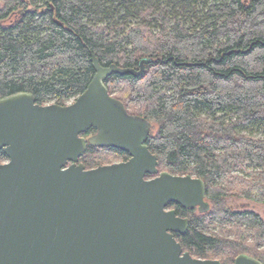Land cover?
Segmentation results:
<instances>
[{
	"label": "trees",
	"instance_id": "trees-1",
	"mask_svg": "<svg viewBox=\"0 0 264 264\" xmlns=\"http://www.w3.org/2000/svg\"><path fill=\"white\" fill-rule=\"evenodd\" d=\"M93 54L137 70L149 60L142 75L105 83L130 114L151 121L159 171L205 180L207 211L173 203L190 218L176 235L183 246L225 259L251 248L221 240L217 223L264 242L261 215L222 204L234 195L264 203V0H0V98L29 91L40 104L65 105L95 75ZM103 150L130 157L88 144L80 161L102 165ZM261 252L253 255L264 263Z\"/></svg>",
	"mask_w": 264,
	"mask_h": 264
},
{
	"label": "water",
	"instance_id": "water-1",
	"mask_svg": "<svg viewBox=\"0 0 264 264\" xmlns=\"http://www.w3.org/2000/svg\"><path fill=\"white\" fill-rule=\"evenodd\" d=\"M92 61L95 75L68 104H40L29 91L0 98L8 157L0 164V264H221L184 251L176 233L186 234L190 218L169 209L207 211L205 180L159 171L147 145L151 121L130 114L105 83L115 73L142 75L149 60L138 70L103 66L95 54ZM88 144L130 157L87 168ZM234 264L263 262L241 253Z\"/></svg>",
	"mask_w": 264,
	"mask_h": 264
},
{
	"label": "rangeland",
	"instance_id": "rangeland-1",
	"mask_svg": "<svg viewBox=\"0 0 264 264\" xmlns=\"http://www.w3.org/2000/svg\"><path fill=\"white\" fill-rule=\"evenodd\" d=\"M74 100H75L74 98H71L70 100L67 101V104L69 102L74 101ZM52 102H55V101H48L46 103H52ZM101 154H104L105 157L107 158L106 160H108V162H106L102 165H108V164L115 163V162H121L123 160L121 157L120 158L117 157L116 155L111 153L109 150L108 151L103 150L101 152ZM93 168H96V167H93ZM162 171H164V170H162ZM193 176H195V175H193ZM222 204H224L226 207H228L229 209H232V210H234V209H240V210L250 209V210L255 211L258 215H261L264 218V203L263 202H256V201H254L250 198H247V197L244 198V197L234 195V196H227L225 198H222ZM194 213L197 214L198 210H195ZM185 216L189 217L188 215H185ZM211 230H213L215 233H218L217 235L219 236V238L221 240H223V239L226 240V242H229V243L231 242L233 244V243H236V241L240 242L241 240H244L247 245L251 246V248H248V250H246V251L244 250V252H236L237 256L241 253H246V254L251 253L252 255L255 254V255L260 257V255L262 253L261 251H264V242L260 243V245H259V243L252 238L251 234H249L248 236L246 235L244 238V236L242 234V231L244 230V228L241 229V228L237 227L236 225L234 226L233 224L219 225L217 223V224H214L211 226ZM186 250H188L191 253V251L188 248L184 247V251H186ZM192 255L197 257V258L200 257V256L198 257L194 254H192ZM234 257L235 256H230L229 258L225 259V257L223 258L221 255L214 254L211 252L208 254V256L201 257V258H205V259L214 258V259L220 260L221 264H234V261L236 258V257L235 258Z\"/></svg>",
	"mask_w": 264,
	"mask_h": 264
},
{
	"label": "flooded vegetation",
	"instance_id": "flooded-vegetation-1",
	"mask_svg": "<svg viewBox=\"0 0 264 264\" xmlns=\"http://www.w3.org/2000/svg\"><path fill=\"white\" fill-rule=\"evenodd\" d=\"M94 132H96V130L94 131ZM92 134H94V133H89V134H85V136H87V137H89L90 135H92ZM6 161H8V157H7V159L4 161V162H6ZM4 162H2V163H4ZM1 164V163H0ZM158 175V174H157ZM154 176H156V175H150V176H148V177H154ZM176 204V203H175ZM172 208H175L176 209V211H177V208L176 207H174V204L172 203V205H170L169 206V209H172ZM194 210H198V213L200 212L199 211V209L197 208V209H194ZM177 214H178V212H177ZM179 215V214H178ZM179 216H181V215H179ZM181 217H185V216H181ZM189 218V217H188ZM177 234H179V233H176V235ZM177 237V236H176ZM178 239V238H177ZM179 240V239H178ZM180 241V240H179ZM181 242V241H180ZM261 261V260H260ZM234 263H235V261H234ZM264 264V263H263Z\"/></svg>",
	"mask_w": 264,
	"mask_h": 264
}]
</instances>
